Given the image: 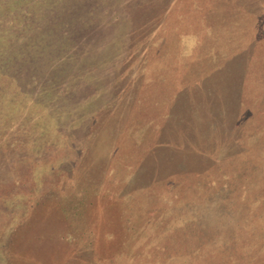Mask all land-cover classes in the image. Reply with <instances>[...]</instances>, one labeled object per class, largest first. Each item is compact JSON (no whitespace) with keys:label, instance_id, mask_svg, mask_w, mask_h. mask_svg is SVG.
Listing matches in <instances>:
<instances>
[{"label":"rangeland","instance_id":"1","mask_svg":"<svg viewBox=\"0 0 264 264\" xmlns=\"http://www.w3.org/2000/svg\"><path fill=\"white\" fill-rule=\"evenodd\" d=\"M114 6L55 117L0 64V264H264V0Z\"/></svg>","mask_w":264,"mask_h":264},{"label":"trees","instance_id":"2","mask_svg":"<svg viewBox=\"0 0 264 264\" xmlns=\"http://www.w3.org/2000/svg\"><path fill=\"white\" fill-rule=\"evenodd\" d=\"M114 2L117 0H0V54L3 56L0 64L6 69L4 65L10 63L12 72L15 71L3 77L17 81L18 77L29 75V81L21 78L26 88L22 84L16 85L18 94L39 106L46 102L43 104H46L45 110L41 106L30 119L46 120L56 116L60 105H52V101L58 99L63 91L57 88L61 87L59 81L61 78L69 82L75 80L79 75L77 73L81 74L86 67L84 60L97 55L101 60L100 65L113 60V55L122 44L118 39L122 38L117 34L116 37L113 35L115 39L104 37L107 33L111 34L109 31L115 25L114 19L121 31L118 34L122 33L121 29H126L122 25V18L113 14L116 10L115 6L112 7ZM97 33L104 34L101 36L104 39L99 40L102 44L95 43L93 37ZM22 34L28 36L22 37ZM14 54L19 59L12 63ZM39 67H44L46 71L42 74L41 70H37ZM132 68L126 78L130 75L131 84H135L140 67L135 65ZM38 74L43 77L40 78ZM29 125V129L24 131L31 130Z\"/></svg>","mask_w":264,"mask_h":264}]
</instances>
